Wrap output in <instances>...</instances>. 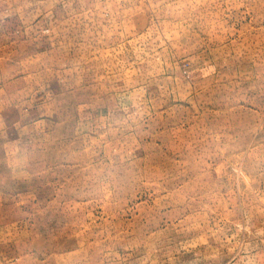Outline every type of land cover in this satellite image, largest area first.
Instances as JSON below:
<instances>
[{
    "label": "rangeland",
    "instance_id": "obj_1",
    "mask_svg": "<svg viewBox=\"0 0 264 264\" xmlns=\"http://www.w3.org/2000/svg\"><path fill=\"white\" fill-rule=\"evenodd\" d=\"M0 26V264H264V0H0Z\"/></svg>",
    "mask_w": 264,
    "mask_h": 264
},
{
    "label": "crops",
    "instance_id": "obj_2",
    "mask_svg": "<svg viewBox=\"0 0 264 264\" xmlns=\"http://www.w3.org/2000/svg\"><path fill=\"white\" fill-rule=\"evenodd\" d=\"M1 34H3V35L5 34V27H4V26H0V35H1ZM1 41H4V37L2 38ZM1 41H0V42H1ZM18 259H19V258H16V260H18ZM16 260H15V261H16ZM15 263H16V262H13L12 264H15ZM8 264H10V263H8ZM16 264H17V263H16Z\"/></svg>",
    "mask_w": 264,
    "mask_h": 264
}]
</instances>
